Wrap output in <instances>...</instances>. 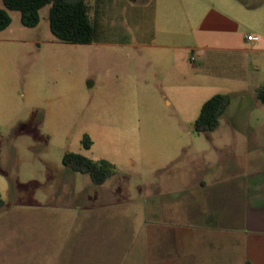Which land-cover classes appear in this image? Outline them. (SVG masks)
<instances>
[{"label": "rangeland", "instance_id": "1", "mask_svg": "<svg viewBox=\"0 0 264 264\" xmlns=\"http://www.w3.org/2000/svg\"><path fill=\"white\" fill-rule=\"evenodd\" d=\"M86 1L98 21L99 2ZM209 3L238 23L234 33L210 34L212 44L249 48L250 35L264 49V0ZM48 10L33 28L7 11L0 31V264H166L154 256L158 242L172 244L168 234L142 241L145 227L163 225L210 243L199 264H264V233L247 228L252 211L264 210V52L207 50L199 61L185 50L175 62L148 61L108 43L106 28L134 31L107 13L91 44L73 45L53 37ZM198 18L174 11L173 22L185 34ZM216 94L229 95V106L215 130L197 132L200 108ZM70 152L107 160L117 173L95 186L63 166ZM233 179L234 193L217 189Z\"/></svg>", "mask_w": 264, "mask_h": 264}, {"label": "crops", "instance_id": "2", "mask_svg": "<svg viewBox=\"0 0 264 264\" xmlns=\"http://www.w3.org/2000/svg\"><path fill=\"white\" fill-rule=\"evenodd\" d=\"M99 2L95 5L98 21H94L96 25L97 34L96 37L102 32L100 22L107 13V17L113 21H121L133 29L134 35L130 31L115 29V26H111L112 30L106 31L109 33L108 43L114 47L121 46H133L138 50V55H146L148 59H154V62L171 63L176 61V56L179 52L189 50L198 55L199 61L202 59V54L207 50H235L239 52L258 54L264 52V49L259 48L258 42L247 41L246 38L242 39V43L249 48H238L231 45L223 44L219 45L215 42H210V34L212 33H234L238 29V23L222 14L221 12L211 8L209 0H97ZM195 10L198 18V24L196 27L188 26L185 30V34L180 32L175 23L173 22L174 11L175 14L181 16V18H187L188 14ZM110 22V21H109ZM182 28V27H181ZM184 29V28H183ZM180 32H178V31ZM195 31L198 33L197 39H194ZM186 36L189 43L186 45L177 44L176 40L179 36ZM131 39L136 41V45H132ZM220 183V184H219ZM237 179L226 182H218L217 189L222 193L225 192L226 184L232 186L231 191L236 190ZM204 193H207V186L205 183H200ZM213 185V184H212ZM216 188H209L208 192L215 191ZM213 196V195H212ZM206 201H210V194L204 195ZM209 203V202H208ZM209 209V207H207ZM162 216H173L174 211H157ZM254 219L249 218L246 226L251 230H261L264 233V210L259 212L258 210L252 211ZM252 212L250 215H252ZM188 212L183 211L182 216H187ZM199 215V214H197ZM249 215V216H250ZM247 224V225H248ZM184 226V225H183ZM244 227V228H246ZM146 231L142 241L148 246L149 242H158L162 239L165 233L169 235V246H161L158 242L157 251H155L154 260L161 261L168 264L170 261L173 264H199V261L204 258V252L201 250L204 243L207 247H210L209 242L201 240H194V234L191 229L177 228L176 225H163L159 227L150 228L145 227ZM239 228V226H238ZM246 228V229H247ZM182 232V237L176 235V232ZM153 233V234H152ZM188 233V234H187ZM193 234V235H192ZM209 253L205 254L207 257ZM194 256V257H193ZM193 258H196L194 263ZM186 262L183 263V261ZM218 260V259H217ZM167 261V262H166ZM252 261V260H251ZM261 261V260H258ZM246 262L250 261H245ZM252 264H258L257 261L250 262Z\"/></svg>", "mask_w": 264, "mask_h": 264}, {"label": "trees", "instance_id": "3", "mask_svg": "<svg viewBox=\"0 0 264 264\" xmlns=\"http://www.w3.org/2000/svg\"><path fill=\"white\" fill-rule=\"evenodd\" d=\"M2 2L4 9H0V31L7 28L11 22L7 11L19 12L21 24L33 28L39 22V11L48 6L49 30L56 40L73 45H85L91 44L96 37V25L91 16L92 6L86 0H2ZM257 98L264 104V86L258 89ZM229 103L230 96L227 94H216L206 100L194 122L195 130L201 133L215 130ZM82 144L84 148L89 149L92 142L85 135ZM62 164L73 172L88 175L95 186L102 185L117 173L115 165L107 160H92L72 152L63 155ZM3 206L4 201L0 197V208Z\"/></svg>", "mask_w": 264, "mask_h": 264}, {"label": "built area", "instance_id": "4", "mask_svg": "<svg viewBox=\"0 0 264 264\" xmlns=\"http://www.w3.org/2000/svg\"><path fill=\"white\" fill-rule=\"evenodd\" d=\"M247 41H251L252 40V37L251 36H247Z\"/></svg>", "mask_w": 264, "mask_h": 264}]
</instances>
